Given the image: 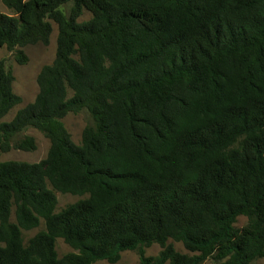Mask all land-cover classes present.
Returning <instances> with one entry per match:
<instances>
[{
  "label": "trees",
  "instance_id": "1",
  "mask_svg": "<svg viewBox=\"0 0 264 264\" xmlns=\"http://www.w3.org/2000/svg\"><path fill=\"white\" fill-rule=\"evenodd\" d=\"M1 1L13 15L0 12V47L18 64L52 23L57 35L34 100L9 121L21 98L0 60V153L34 151L27 129L49 141L38 162H0V264L264 257V0ZM82 111L93 125L75 144L62 119ZM56 192L87 197L55 213ZM58 238L74 252L58 258Z\"/></svg>",
  "mask_w": 264,
  "mask_h": 264
},
{
  "label": "rangeland",
  "instance_id": "2",
  "mask_svg": "<svg viewBox=\"0 0 264 264\" xmlns=\"http://www.w3.org/2000/svg\"><path fill=\"white\" fill-rule=\"evenodd\" d=\"M63 11L66 10V7L62 8ZM0 12L13 15V13L8 10L0 0ZM91 17L90 13L86 10H83L82 15L78 18V22H83L88 20ZM56 35L57 28L55 24L52 23V33L49 38L47 45L35 44L27 45L20 48L21 51L26 55L27 61L25 64H18L13 56V53L8 51L5 47H0V60H3L5 65L11 70L14 81L12 83L13 92L21 98V103L14 107L10 112L2 119V121H9L15 114V112L31 103L37 92L38 87L36 84V76L40 69L49 65L53 62L55 58L56 51ZM68 96H71V92L68 91ZM62 122L67 132L70 134L72 141L75 144H80L81 134L86 125H93V120L90 115L85 112L79 113H68L63 119ZM23 135H28L34 138L36 149L31 152H24L20 150H10L7 153H0V162L5 161H17V162H26V163H35L45 158L48 148L49 141L44 138V136L34 129H27L23 132ZM84 196H74L70 194H61L56 192L57 205L55 208V213L60 212L62 209L77 202L80 199L86 198ZM10 220L14 221V208L11 210ZM246 223V218L244 216H239L236 219L235 227L240 228ZM45 229L44 221L40 219L39 225L36 228L30 230H22V240L23 244L26 245L28 240L32 238L35 234ZM173 244V247L176 251L180 253H188L180 243L169 241ZM55 251L58 258L63 257L67 253L74 252L69 245H67L61 238L55 240ZM144 258L155 257L160 251V247L156 244L151 245L150 247L144 248ZM93 264H112L106 260H98ZM114 264H146V262L141 261L139 254L136 250H126L120 253V259ZM168 264V263H165ZM201 264H216V262L208 258L203 261ZM251 264H264V257L259 258L252 262Z\"/></svg>",
  "mask_w": 264,
  "mask_h": 264
}]
</instances>
